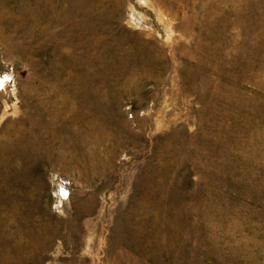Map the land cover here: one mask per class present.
Listing matches in <instances>:
<instances>
[{"label": "rangeland", "instance_id": "1", "mask_svg": "<svg viewBox=\"0 0 264 264\" xmlns=\"http://www.w3.org/2000/svg\"><path fill=\"white\" fill-rule=\"evenodd\" d=\"M0 264H264V0H0Z\"/></svg>", "mask_w": 264, "mask_h": 264}, {"label": "bare ground", "instance_id": "2", "mask_svg": "<svg viewBox=\"0 0 264 264\" xmlns=\"http://www.w3.org/2000/svg\"><path fill=\"white\" fill-rule=\"evenodd\" d=\"M63 193H64V190H63Z\"/></svg>", "mask_w": 264, "mask_h": 264}]
</instances>
